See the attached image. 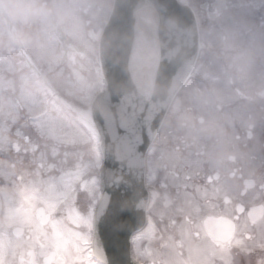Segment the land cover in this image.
Here are the masks:
<instances>
[{"label": "flooded vegetation", "instance_id": "af4514ba", "mask_svg": "<svg viewBox=\"0 0 264 264\" xmlns=\"http://www.w3.org/2000/svg\"><path fill=\"white\" fill-rule=\"evenodd\" d=\"M105 1L46 0L59 13L56 26L78 48L65 54L56 26L9 21L8 28L0 18V34L27 32L44 46L0 40V105L27 99L34 112L61 118L71 115L69 109L88 106L98 87L91 35ZM194 1L201 49L178 95V110L165 121L153 147L155 183L170 200L155 219L161 238H187L188 231L199 237L187 212L194 203L184 202L195 194L206 220L205 229L199 222L203 238L208 243L212 236L224 238L223 222L231 221V238L240 240L238 247L250 243L254 263L264 264V0ZM87 77L95 88L80 96ZM0 174L25 182L34 178L27 161L11 154H0ZM11 191L0 181V192ZM82 229L66 222L61 238L69 240ZM243 253L236 249L240 260Z\"/></svg>", "mask_w": 264, "mask_h": 264}, {"label": "snow or ice", "instance_id": "6c2138e0", "mask_svg": "<svg viewBox=\"0 0 264 264\" xmlns=\"http://www.w3.org/2000/svg\"><path fill=\"white\" fill-rule=\"evenodd\" d=\"M115 99L69 109L63 118L34 112L27 99L0 105V154L27 161L34 177L0 174L13 189L0 192V264H60L66 222L87 229L76 233L86 247L104 218L116 235L137 230L128 201L151 179L147 119L136 105ZM104 255L106 264H118Z\"/></svg>", "mask_w": 264, "mask_h": 264}, {"label": "water", "instance_id": "95a60500", "mask_svg": "<svg viewBox=\"0 0 264 264\" xmlns=\"http://www.w3.org/2000/svg\"><path fill=\"white\" fill-rule=\"evenodd\" d=\"M145 6H150L157 15L156 35L159 45V62L148 98L137 91L128 72L134 35V13ZM196 49V23L187 6L176 0H114L99 42L100 71L105 89L99 93L93 106H98L104 97H115L113 103L125 100L136 105L147 119L148 149L168 103L188 76ZM133 196L134 199L128 203L137 212L136 233L145 222L147 199L144 184L135 190ZM130 238L131 236L127 238L124 234H114L109 220L104 218L99 222L98 235L93 240V254L103 264H106L104 250L118 264H137L130 255Z\"/></svg>", "mask_w": 264, "mask_h": 264}, {"label": "rangeland", "instance_id": "374dc122", "mask_svg": "<svg viewBox=\"0 0 264 264\" xmlns=\"http://www.w3.org/2000/svg\"><path fill=\"white\" fill-rule=\"evenodd\" d=\"M191 3L195 4L194 0H189ZM200 1V0H199ZM107 8V4L106 1L103 3L102 5V11H105V9ZM105 14V12H104ZM137 42V39H136ZM141 43V41H140ZM143 44H144V48L146 49V51H149V53H153V55L157 54V41H156V37H155V29H153V32L151 34V37L148 38L147 36H143ZM155 44L156 50L153 52L152 51V45ZM142 45V44H141ZM73 75V73L67 74V79L66 80H70L71 76ZM85 83V88L83 89V93L80 94L81 95H86L87 93H89L92 89H94L95 87L91 86V82L89 81V78L87 77L86 80L84 81ZM78 86V85H76ZM102 87L101 82H99V88ZM154 162V158L152 156L149 157V164ZM151 173V178H153V171L150 170ZM191 198V195L187 196V198ZM194 200V199H193ZM186 203V200L184 201ZM202 206V205H201ZM159 208V209H158ZM161 206L158 203L155 207H154V213L155 215H159L161 213L160 209ZM191 214L196 218L201 216L202 211H198L196 209H194L193 206L189 207ZM48 231H51L50 228L47 229ZM64 230V226L62 227V232ZM157 232V230H156ZM83 234H87V229L83 228L82 232ZM80 238V237H78ZM165 238H152V239H141L139 240L136 244H133L132 246V255L134 256V258L139 261L142 264H185L184 262H182L180 260V258L177 257V255H172L169 251H166L165 249H167V245L165 243H163ZM170 238H167V240H169ZM186 239V238H185ZM80 240H82L80 238ZM166 240V239H165ZM189 240H191L192 242H194L195 244L198 242H202L203 238H200L199 240H195L194 238H189ZM235 240L237 242H239L238 238H235ZM160 243H162L163 245H161ZM196 250L195 251H201L200 254L198 256L195 257L196 261H198V264H209L208 262H203V256L205 254V248H204V244L201 243L200 245L196 244L195 245ZM249 249L252 248V245H250V243H248V245L246 244V242H244V244L240 247V250L242 252H245ZM72 252L71 249V245L69 244V241L66 238H61L60 240V247H59V257H60V264H68L66 257L69 255V253ZM204 252V253H203ZM228 253V252H226ZM245 253H249L245 252ZM234 254V251H232L231 253H228V256H232ZM183 257V256H181ZM201 260V261H200ZM73 262H74V258H73ZM74 264V263H73ZM230 264V263H227ZM257 264V263H255ZM260 264V263H258Z\"/></svg>", "mask_w": 264, "mask_h": 264}, {"label": "bare ground", "instance_id": "6f19581e", "mask_svg": "<svg viewBox=\"0 0 264 264\" xmlns=\"http://www.w3.org/2000/svg\"><path fill=\"white\" fill-rule=\"evenodd\" d=\"M155 28L156 15L152 8L146 6L135 13V35L129 55L128 68L136 89L144 94H147L151 89L157 54L153 55V53L146 51L143 44V36L150 38ZM155 50L156 47L153 44L152 51L154 52ZM150 203L151 200L148 201V204ZM151 233L152 226L150 222H146L144 228L132 236L131 242L136 244L139 240L150 237Z\"/></svg>", "mask_w": 264, "mask_h": 264}, {"label": "clouds", "instance_id": "9594fccd", "mask_svg": "<svg viewBox=\"0 0 264 264\" xmlns=\"http://www.w3.org/2000/svg\"><path fill=\"white\" fill-rule=\"evenodd\" d=\"M0 18L9 21H45L55 27L61 21L59 13L46 0H0ZM0 40L10 44H32L38 49H43V44L38 38L19 30L7 31L0 34Z\"/></svg>", "mask_w": 264, "mask_h": 264}]
</instances>
